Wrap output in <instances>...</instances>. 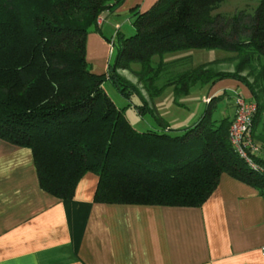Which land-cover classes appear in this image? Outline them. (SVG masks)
<instances>
[{
  "label": "trees",
  "instance_id": "trees-1",
  "mask_svg": "<svg viewBox=\"0 0 264 264\" xmlns=\"http://www.w3.org/2000/svg\"><path fill=\"white\" fill-rule=\"evenodd\" d=\"M224 1L159 0L136 12L132 34L118 29L105 38L117 56L95 73L87 35L94 30L105 37L97 19L123 0H0V139L30 149L40 187L60 199L71 198L87 172L98 176L99 203L201 206L223 174L264 196V0L251 11L214 13ZM185 50L228 52L236 67L226 72L162 61ZM121 68L151 95L166 86L185 95L222 79L245 85L257 105L252 127L260 152L252 160L259 168H251L229 140L234 115L216 117L223 93L210 97L195 123L172 130L119 74ZM158 79L165 81L155 85ZM107 83L128 101L136 96L139 115L154 117L158 127L135 129Z\"/></svg>",
  "mask_w": 264,
  "mask_h": 264
},
{
  "label": "crops",
  "instance_id": "crops-1",
  "mask_svg": "<svg viewBox=\"0 0 264 264\" xmlns=\"http://www.w3.org/2000/svg\"><path fill=\"white\" fill-rule=\"evenodd\" d=\"M158 1L123 0L106 12L117 18L112 24L132 25L133 14ZM104 14L105 37L87 35L95 73L106 71L105 38L113 37ZM235 91L252 99L233 79L215 82L206 96L230 98L222 115L233 117ZM97 183L87 172L71 198L52 196L40 187L31 150L0 139V264H264V196L243 181L221 175L196 207L99 203Z\"/></svg>",
  "mask_w": 264,
  "mask_h": 264
},
{
  "label": "rangeland",
  "instance_id": "rangeland-1",
  "mask_svg": "<svg viewBox=\"0 0 264 264\" xmlns=\"http://www.w3.org/2000/svg\"><path fill=\"white\" fill-rule=\"evenodd\" d=\"M257 4L258 0H225L219 8L214 11V13L232 15L239 10L251 11L256 8ZM115 17L116 16L109 15L108 12H105L103 18H105L106 22L103 30L106 34L115 36L118 29H120V31L124 34H127L129 31V35L134 32L133 26L129 21H125L121 25L117 24L118 22H116V24H112L114 21H118ZM108 20H111L112 22H108ZM108 47L109 51L106 57V62L107 64H112L116 59L117 49L115 48L111 51V47ZM232 56L233 54L231 53L219 50H185L167 53L163 55L162 61L166 63L178 61V63L184 64L185 68L209 64V66L213 69L232 72L236 67V59H233ZM155 60L158 59L155 58ZM134 68L140 69V66L134 65ZM178 70H180V68ZM118 72L123 78L137 86L149 110L156 116L157 119H160L161 123H166L168 128L172 130L182 129L195 123L204 111L206 106L205 103H207L210 99V97L206 96V93L211 85H195L190 89V92L185 95H177L175 94L174 87L166 86L162 91H156L158 93L155 92V94H153V92L151 95L149 94V91L144 88L141 80H139L138 77L130 70L121 68ZM241 75L246 77L247 71L242 72ZM248 79L249 81H252L250 77ZM164 81V79H158V81H154L153 83L160 86L164 83ZM105 88L116 105L123 108L124 115L135 129L144 130L146 128L158 127L159 124L156 122L154 117L149 114L143 116L139 115L137 109L134 107L140 103V100L136 96H132L131 100L128 101L123 98L110 84H105ZM221 91L222 90H220V92ZM231 104V99L226 96H224L221 100H217V112H215L216 117H221L222 112L225 110L230 111ZM171 133H174V131H171ZM183 157H186V155Z\"/></svg>",
  "mask_w": 264,
  "mask_h": 264
},
{
  "label": "built area",
  "instance_id": "built-area-1",
  "mask_svg": "<svg viewBox=\"0 0 264 264\" xmlns=\"http://www.w3.org/2000/svg\"><path fill=\"white\" fill-rule=\"evenodd\" d=\"M103 19L99 17L97 22L102 23ZM236 111L233 121L229 128V140L237 151L251 168L258 169L259 166L252 160L255 155L259 154V146L253 140V116L256 112L257 105L254 101L245 99L243 96L236 94L234 97ZM264 250V248H263Z\"/></svg>",
  "mask_w": 264,
  "mask_h": 264
}]
</instances>
